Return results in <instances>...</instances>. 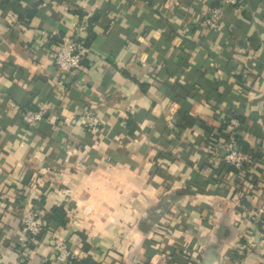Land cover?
<instances>
[{"label":"crops","instance_id":"1","mask_svg":"<svg viewBox=\"0 0 264 264\" xmlns=\"http://www.w3.org/2000/svg\"><path fill=\"white\" fill-rule=\"evenodd\" d=\"M222 1L0 0V264H53L55 237L71 264H264V0L210 31ZM65 38L90 53L60 78ZM232 113L260 160L243 172L209 155ZM30 201L67 225L24 249L12 235Z\"/></svg>","mask_w":264,"mask_h":264},{"label":"built area","instance_id":"2","mask_svg":"<svg viewBox=\"0 0 264 264\" xmlns=\"http://www.w3.org/2000/svg\"><path fill=\"white\" fill-rule=\"evenodd\" d=\"M238 0H223L222 4L210 10L203 25L210 31L218 32L221 29L222 22L226 16V8L229 6H238ZM23 27L19 24L17 28ZM231 42L227 41V44ZM53 49V63L57 70V75L60 78L72 76L82 69V63L90 53V49L85 43L74 39L65 38L63 42ZM48 108L42 106L39 111L27 110L22 114V121L27 130L33 129L45 120ZM226 132L228 138L222 142V146H214L210 148L209 155L214 158L216 163L234 168L239 172L245 171L250 165L256 161L251 154L244 152L237 144L236 136L239 134L242 127L240 120L236 114L232 113L227 117ZM100 119L92 113H87L84 117L82 126L88 130L96 131L100 126ZM67 212V211H66ZM264 216L262 212L258 216ZM262 216V217H263ZM264 225V219L260 220ZM49 231V223L45 218L43 211L38 205L30 201L21 211L19 229L12 235L17 240V245L24 249L35 246L40 237L45 232ZM260 237V252L264 258V227L259 234ZM54 250L53 264H71L74 260V252L69 247L68 243L61 237H55L52 242Z\"/></svg>","mask_w":264,"mask_h":264},{"label":"trees","instance_id":"3","mask_svg":"<svg viewBox=\"0 0 264 264\" xmlns=\"http://www.w3.org/2000/svg\"><path fill=\"white\" fill-rule=\"evenodd\" d=\"M32 18L31 15L28 16V19ZM98 20V18H95V22ZM25 23V22H24ZM95 38V34L94 33H91V37H90V42L93 41ZM237 116V115H236ZM237 118L239 119V117L237 116ZM240 120V119H239ZM241 122V120H240ZM180 125V124H179ZM241 125L244 126L241 122ZM182 125H180L181 127ZM226 128H227V123L225 124L224 128L220 131V133L223 134V136H225V138H228V134L226 132ZM244 128V127H241V129ZM240 129V131H241ZM236 141H237V144L238 146L246 153H249V154H252L250 153V150H248V147L246 144H244L241 140V138L237 135L236 136ZM233 169V168H232ZM46 220L48 221L49 224L51 225H54V224H58L60 226H66L67 225V221H66V218H67V213L61 209V208H56V209H53V211L51 212V214L48 216V217H45Z\"/></svg>","mask_w":264,"mask_h":264}]
</instances>
